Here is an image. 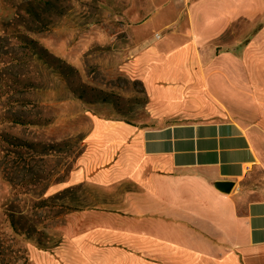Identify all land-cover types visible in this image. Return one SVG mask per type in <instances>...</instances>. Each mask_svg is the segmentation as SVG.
I'll list each match as a JSON object with an SVG mask.
<instances>
[{
  "label": "crops",
  "instance_id": "0c3cea01",
  "mask_svg": "<svg viewBox=\"0 0 264 264\" xmlns=\"http://www.w3.org/2000/svg\"><path fill=\"white\" fill-rule=\"evenodd\" d=\"M120 6L146 121L95 119L65 186L110 201L69 215L38 262L264 264V0Z\"/></svg>",
  "mask_w": 264,
  "mask_h": 264
},
{
  "label": "rangeland",
  "instance_id": "374dc122",
  "mask_svg": "<svg viewBox=\"0 0 264 264\" xmlns=\"http://www.w3.org/2000/svg\"><path fill=\"white\" fill-rule=\"evenodd\" d=\"M120 11V0H0V36L13 37L18 29L36 39L54 58L16 68L26 74V84L29 80L36 88L10 98L34 102L26 113L34 124L15 125L0 119V132L10 140L40 145L9 148L0 140V159L10 151V166L17 172L11 185L0 169V242L10 241L20 250L16 259L5 251L0 264H23L26 252L30 264H40L39 254L55 255L61 245L55 242L63 241L69 215L110 201L104 189L94 184H65L86 148L96 118L135 124L146 121L145 88L122 69L126 55L121 51L127 39L118 18ZM16 51L21 49L16 46ZM1 93L0 98L7 100ZM68 188H73L71 194L51 204L59 206L58 211L32 209L40 199ZM10 200H15L16 214L24 211L19 216L27 218L28 224L56 233L55 241L39 249L34 244L36 238L27 242L14 238L5 206ZM54 260L58 261L57 257Z\"/></svg>",
  "mask_w": 264,
  "mask_h": 264
},
{
  "label": "trees",
  "instance_id": "16d2710c",
  "mask_svg": "<svg viewBox=\"0 0 264 264\" xmlns=\"http://www.w3.org/2000/svg\"><path fill=\"white\" fill-rule=\"evenodd\" d=\"M17 29V28H16ZM13 40H16L18 44L14 43ZM16 46L21 49L20 51H16ZM43 51H40L39 49ZM45 58L48 60L54 59L51 57V54L47 52L46 49L42 47L39 42L29 36L27 33L20 32L18 29L16 33L13 34V37H1L0 36V92L1 95H7L8 99L3 100L0 98V119L4 123L15 124V125H31L34 124L29 118H27V109L30 105H33L34 102L27 100L26 98L21 99H11L10 97L13 94H25L27 91L36 88L35 83L30 82L28 80V85L26 84L24 71L20 70L28 66V64L35 63H47ZM18 69V71L16 70ZM3 97V96H2ZM0 140L1 142L11 147H25L29 146L40 147V145H34L25 141H16V139L11 138L8 134L0 132ZM42 145V144H41ZM8 152V153H7ZM10 151H6L5 156L0 159V169L2 170L4 179L10 183L11 185L15 184L17 172L15 169L10 166V158L8 157ZM3 160V162H1ZM24 161V159H23ZM25 163V161L23 162ZM23 169H27L26 166L22 167ZM25 171V170H24ZM24 183H27V180H22ZM73 192V188L64 189L61 192H58L54 195L46 197L44 199H40L32 205V209L34 210H42L44 208H51V210H57L59 206L51 205L52 203H56L62 199H64L65 194H71ZM6 206V214L9 218L10 225L14 232V238H22L25 242L27 240L36 238L35 245L39 249L47 248V243L50 241H55L57 234H50L47 229L44 227V230L39 225L31 226L28 224V220L25 217H20V214H23L22 210L20 214H16L15 211V200L7 201ZM14 207V208H13ZM80 210V209H78ZM58 211V210H57ZM52 218V217H51ZM50 218V219H51ZM23 222L24 225L20 224ZM26 222V223H25ZM56 226H54L55 228ZM62 241H57V243H61ZM11 253L9 257L11 259H16L18 250L14 243L11 242L1 243L0 242V257L4 255V252ZM24 262L23 264H30V260L27 252L23 255Z\"/></svg>",
  "mask_w": 264,
  "mask_h": 264
},
{
  "label": "water",
  "instance_id": "95a60500",
  "mask_svg": "<svg viewBox=\"0 0 264 264\" xmlns=\"http://www.w3.org/2000/svg\"><path fill=\"white\" fill-rule=\"evenodd\" d=\"M233 182H217L215 183V187L222 192L229 193L233 188Z\"/></svg>",
  "mask_w": 264,
  "mask_h": 264
}]
</instances>
